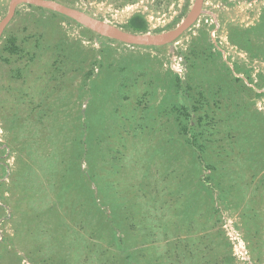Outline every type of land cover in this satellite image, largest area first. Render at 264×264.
<instances>
[{
  "label": "rangeland",
  "instance_id": "obj_1",
  "mask_svg": "<svg viewBox=\"0 0 264 264\" xmlns=\"http://www.w3.org/2000/svg\"><path fill=\"white\" fill-rule=\"evenodd\" d=\"M51 1L149 35L194 3ZM0 264H264V0H204L157 47L18 4L0 36Z\"/></svg>",
  "mask_w": 264,
  "mask_h": 264
},
{
  "label": "water",
  "instance_id": "obj_2",
  "mask_svg": "<svg viewBox=\"0 0 264 264\" xmlns=\"http://www.w3.org/2000/svg\"><path fill=\"white\" fill-rule=\"evenodd\" d=\"M204 0H194V3L185 17V19L175 29L165 33L149 35L144 33H131L121 30L111 24L98 20L82 11L67 7L58 2L51 0H10L7 14L0 21V36L12 19L15 8L18 4L25 3L34 5L67 17L82 27L94 32L100 37H104L116 42H120L129 46H163L172 43L178 39L187 29H189L196 21Z\"/></svg>",
  "mask_w": 264,
  "mask_h": 264
},
{
  "label": "trees",
  "instance_id": "obj_3",
  "mask_svg": "<svg viewBox=\"0 0 264 264\" xmlns=\"http://www.w3.org/2000/svg\"><path fill=\"white\" fill-rule=\"evenodd\" d=\"M146 27H147V25H146L145 20L139 15L132 16L127 22V28L132 33H144L146 31ZM235 29L238 30V31L239 30H243V29H238V28H235ZM230 37H231V34H230ZM231 39H232V37H231ZM8 44H9L8 49H9L10 52L16 53L18 51V48L15 47V38L14 37H10L8 39ZM183 114L188 116V113H187V111L185 109H184ZM186 143L188 145L192 146L193 148H196V145H195V143L193 141L187 140Z\"/></svg>",
  "mask_w": 264,
  "mask_h": 264
}]
</instances>
